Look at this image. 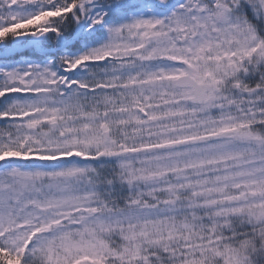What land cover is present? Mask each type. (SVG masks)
Masks as SVG:
<instances>
[{
    "label": "snow or ice",
    "instance_id": "obj_1",
    "mask_svg": "<svg viewBox=\"0 0 264 264\" xmlns=\"http://www.w3.org/2000/svg\"><path fill=\"white\" fill-rule=\"evenodd\" d=\"M0 264H264V0H0Z\"/></svg>",
    "mask_w": 264,
    "mask_h": 264
}]
</instances>
